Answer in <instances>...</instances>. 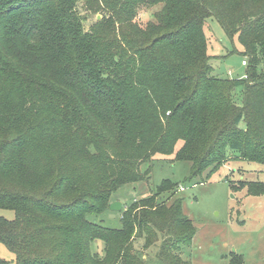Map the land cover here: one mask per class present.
I'll use <instances>...</instances> for the list:
<instances>
[{
    "label": "trees",
    "instance_id": "obj_1",
    "mask_svg": "<svg viewBox=\"0 0 264 264\" xmlns=\"http://www.w3.org/2000/svg\"><path fill=\"white\" fill-rule=\"evenodd\" d=\"M78 4L102 14L88 30ZM155 5L141 27L138 12ZM208 18L237 37L244 79L212 76ZM261 63L264 0H0V209L15 215L0 217V245L15 264H147L134 240L160 238L148 264H190L177 251L196 228L181 199H160L178 188L169 180L125 205L118 229L90 217L150 177L157 157L189 162L187 181L229 162L264 165Z\"/></svg>",
    "mask_w": 264,
    "mask_h": 264
},
{
    "label": "rangeland",
    "instance_id": "obj_2",
    "mask_svg": "<svg viewBox=\"0 0 264 264\" xmlns=\"http://www.w3.org/2000/svg\"><path fill=\"white\" fill-rule=\"evenodd\" d=\"M161 5L143 7L136 22L143 27L152 21L153 13ZM77 10L83 18L85 30L101 18L99 12L78 4ZM207 43V54L211 57L212 76L231 80L244 79L248 61L237 37H228L214 18H208L203 26ZM248 66V64H247ZM264 72V63L258 67ZM241 89L235 91L237 105L242 103ZM242 126V125H241ZM141 166V172L147 168ZM150 177L144 182L125 186L110 199L118 201L121 211L107 210L104 214L90 217L95 223L120 228V216L125 205L154 194L156 187L169 180L178 185L174 193L160 195L162 201L170 203L181 199L182 212L196 228L189 245L181 246L177 254L190 264H227L231 254L241 255L246 264H264V191L259 195L249 194L247 187H239V181L264 183V165L235 161L226 163L217 172L203 174L201 178L187 181L190 174L189 162H172L170 158H155L151 163ZM182 189V190H181ZM0 217L11 221L13 211L0 209ZM160 238L150 248H143V240H134V252L144 263L156 261ZM101 244L96 247L99 251ZM0 258L7 264H15V258L5 246L0 245Z\"/></svg>",
    "mask_w": 264,
    "mask_h": 264
},
{
    "label": "water",
    "instance_id": "obj_3",
    "mask_svg": "<svg viewBox=\"0 0 264 264\" xmlns=\"http://www.w3.org/2000/svg\"><path fill=\"white\" fill-rule=\"evenodd\" d=\"M123 208L122 204L119 203L118 201L112 202L109 204V210L111 211H121Z\"/></svg>",
    "mask_w": 264,
    "mask_h": 264
},
{
    "label": "built area",
    "instance_id": "obj_4",
    "mask_svg": "<svg viewBox=\"0 0 264 264\" xmlns=\"http://www.w3.org/2000/svg\"><path fill=\"white\" fill-rule=\"evenodd\" d=\"M245 63H246L245 60L241 62V64H242L243 66L245 65ZM181 190H182V189H181Z\"/></svg>",
    "mask_w": 264,
    "mask_h": 264
}]
</instances>
